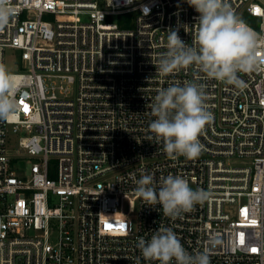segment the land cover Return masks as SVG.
<instances>
[{"label": "built area", "instance_id": "2783aa9c", "mask_svg": "<svg viewBox=\"0 0 264 264\" xmlns=\"http://www.w3.org/2000/svg\"><path fill=\"white\" fill-rule=\"evenodd\" d=\"M229 3L264 36V0ZM14 4L0 31V63L10 49L20 87L18 112L0 120V264H158L136 245L165 227L211 264H264V69L239 73L243 87L195 66L160 74L169 28L193 43L186 0ZM188 82L212 117L194 159L167 155L149 128L158 91ZM142 174L211 196L173 219L137 195Z\"/></svg>", "mask_w": 264, "mask_h": 264}, {"label": "clouds", "instance_id": "9594fccd", "mask_svg": "<svg viewBox=\"0 0 264 264\" xmlns=\"http://www.w3.org/2000/svg\"><path fill=\"white\" fill-rule=\"evenodd\" d=\"M199 14L196 32L189 45L181 39L179 29L169 28L167 51L156 65L159 73L167 75L195 66L200 72L236 87H243L239 73L264 69V36L256 33L230 6L229 0H186ZM18 15L14 0H0V31ZM20 92L14 73L0 63V120L9 121L19 110L16 95ZM202 84L188 82L173 84L158 91L151 105L155 117L149 124L155 139L163 141L164 151L171 156L197 158L203 145L199 136L211 120L204 101ZM136 193L147 204L162 206L165 216L177 218L190 212L195 205L209 199L211 193L192 188L181 176L162 178L159 188L154 178L142 174ZM136 247L146 261L158 264H211L207 251L189 253L171 228L155 231L150 239L140 237Z\"/></svg>", "mask_w": 264, "mask_h": 264}, {"label": "trees", "instance_id": "16d2710c", "mask_svg": "<svg viewBox=\"0 0 264 264\" xmlns=\"http://www.w3.org/2000/svg\"><path fill=\"white\" fill-rule=\"evenodd\" d=\"M131 14L130 13H123V14H119L117 15L116 18V22L118 23L119 27H129L130 26V18H131Z\"/></svg>", "mask_w": 264, "mask_h": 264}, {"label": "rangeland", "instance_id": "374dc122", "mask_svg": "<svg viewBox=\"0 0 264 264\" xmlns=\"http://www.w3.org/2000/svg\"><path fill=\"white\" fill-rule=\"evenodd\" d=\"M7 58H6V65H8V67L13 71L18 70V68L16 67V64L13 63V61L11 60V50L7 49V54H6ZM137 207V205H136Z\"/></svg>", "mask_w": 264, "mask_h": 264}]
</instances>
